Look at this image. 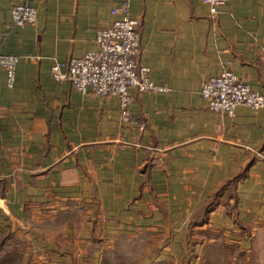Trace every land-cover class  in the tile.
<instances>
[{
    "label": "crops",
    "instance_id": "obj_1",
    "mask_svg": "<svg viewBox=\"0 0 264 264\" xmlns=\"http://www.w3.org/2000/svg\"><path fill=\"white\" fill-rule=\"evenodd\" d=\"M22 2L37 22H14ZM123 12L141 20L138 59L157 87L131 88L124 105L57 80L52 66L97 49V30ZM0 45L20 57L13 86L0 65L5 247L38 264L68 245L97 264H179L182 243L164 239L173 231L157 214L189 219L215 193L206 225L264 233V159L249 148L264 140V107L230 116L202 95L226 70L264 91V0H230L217 15L203 0H0Z\"/></svg>",
    "mask_w": 264,
    "mask_h": 264
},
{
    "label": "built area",
    "instance_id": "obj_2",
    "mask_svg": "<svg viewBox=\"0 0 264 264\" xmlns=\"http://www.w3.org/2000/svg\"><path fill=\"white\" fill-rule=\"evenodd\" d=\"M203 1L210 6L211 13L217 15L221 6L230 0ZM122 11L117 8L114 13ZM12 15L18 25L35 23L39 18L37 7L24 2L12 6ZM140 23L139 18L123 12L111 26L97 30V49L55 63L52 66L55 78L71 81L82 92L91 91L101 96L117 95L124 105L130 101L131 88H156L138 59L141 50ZM19 60V55L3 51L0 45V65L7 68L10 86L16 80ZM202 95L209 100L212 110L230 116H234L241 105L255 109L264 107V91L253 89L245 78L233 70L210 76L203 85ZM249 148L264 159V140L256 139Z\"/></svg>",
    "mask_w": 264,
    "mask_h": 264
},
{
    "label": "rangeland",
    "instance_id": "obj_3",
    "mask_svg": "<svg viewBox=\"0 0 264 264\" xmlns=\"http://www.w3.org/2000/svg\"><path fill=\"white\" fill-rule=\"evenodd\" d=\"M177 203V202H174ZM93 206L96 203L93 202ZM174 206V205H173ZM174 208V207H173ZM180 209H174L172 217L163 218L157 214L156 223L158 227L170 228L173 233H166L164 239L167 240L170 235H172L168 240L173 239L175 241L181 242L182 259L179 264H264V233L254 232L253 234L228 232L222 233L223 226H229L228 222L225 224L222 218L220 219L219 230L212 222L204 224L203 228H206V232L201 229L203 225L196 226L195 224V210L189 219H186L179 213H176ZM165 221L167 227L164 226ZM239 221V220H238ZM233 221V225H234ZM163 224V225H162ZM217 224L218 222H215ZM220 231V233H219ZM3 241L7 242L6 233L0 234V264H38L37 258L35 256H30L24 260L23 255H30L28 250L22 248H9ZM225 242L226 248L220 250L218 247L203 248L206 243L209 242ZM19 245V244H18ZM58 256H51L48 260L46 259L42 264H97L90 262L89 256L84 253L77 252L75 249H71L68 245L60 247V249L54 251ZM180 253V252H179ZM50 260L54 261L53 263Z\"/></svg>",
    "mask_w": 264,
    "mask_h": 264
},
{
    "label": "trees",
    "instance_id": "obj_4",
    "mask_svg": "<svg viewBox=\"0 0 264 264\" xmlns=\"http://www.w3.org/2000/svg\"><path fill=\"white\" fill-rule=\"evenodd\" d=\"M217 196L218 193H215L213 200L197 211L194 220L196 225H204L208 221L211 211L216 207L218 203ZM203 232H206V230H203Z\"/></svg>",
    "mask_w": 264,
    "mask_h": 264
}]
</instances>
